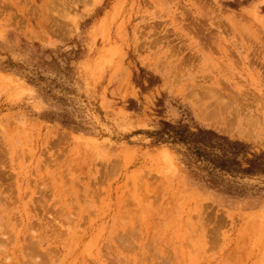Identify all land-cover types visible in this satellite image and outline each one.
<instances>
[{
  "label": "rangeland",
  "instance_id": "obj_1",
  "mask_svg": "<svg viewBox=\"0 0 264 264\" xmlns=\"http://www.w3.org/2000/svg\"><path fill=\"white\" fill-rule=\"evenodd\" d=\"M159 119L264 151V0H0V264H264Z\"/></svg>",
  "mask_w": 264,
  "mask_h": 264
},
{
  "label": "trees",
  "instance_id": "obj_2",
  "mask_svg": "<svg viewBox=\"0 0 264 264\" xmlns=\"http://www.w3.org/2000/svg\"><path fill=\"white\" fill-rule=\"evenodd\" d=\"M146 133L153 144L178 146L184 165L209 188L239 197L263 190L246 180L258 179L264 183V151H253L241 140L182 120L159 119L157 127Z\"/></svg>",
  "mask_w": 264,
  "mask_h": 264
},
{
  "label": "bare ground",
  "instance_id": "obj_3",
  "mask_svg": "<svg viewBox=\"0 0 264 264\" xmlns=\"http://www.w3.org/2000/svg\"><path fill=\"white\" fill-rule=\"evenodd\" d=\"M227 103H228V102H227ZM217 104H218V103H217ZM222 105H223V106H222ZM226 105H231V104H225V105H224V104H220V105H219V106L221 107V110H220L221 113L223 112L222 109H225L224 111H226V108H227ZM225 106H226V107H225ZM222 107H223V108H222ZM224 107H225V108H224ZM228 107H229V106H228ZM232 107H233V106H232ZM235 107H236V106H235ZM233 110H234V109H233ZM214 111H216L215 113L217 114V110L215 109ZM234 111H235V110H234ZM212 112H213V110H212ZM219 113H220V112H219ZM219 113H218V114H219ZM223 113H224V112H223ZM213 114H214V112H213ZM216 114H214V116H215ZM218 114H217V115H218ZM224 114H225V113H224ZM211 115H212V114H211ZM217 115H216V116H217ZM235 116H236V115H235ZM232 117H234V116H232ZM236 117H237V116H236ZM231 120L234 121L233 119H231Z\"/></svg>",
  "mask_w": 264,
  "mask_h": 264
}]
</instances>
